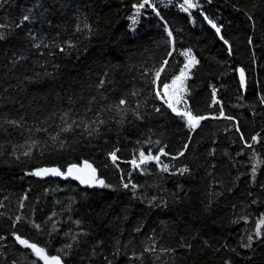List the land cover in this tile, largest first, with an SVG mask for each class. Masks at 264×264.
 <instances>
[{
  "label": "trees",
  "instance_id": "trees-1",
  "mask_svg": "<svg viewBox=\"0 0 264 264\" xmlns=\"http://www.w3.org/2000/svg\"><path fill=\"white\" fill-rule=\"evenodd\" d=\"M137 2L0 0V264L37 260L14 233L63 264H264V236L254 235L264 215V0H196L188 13L183 0H152L155 10L141 9L133 28ZM187 50L198 63L185 98L195 113L219 117L195 131L151 83L161 68L171 83ZM124 97L129 109L117 112L112 105ZM73 121L79 126L60 131ZM32 141L31 155H22ZM161 148L168 172L154 161L132 167L140 151ZM85 161L109 187L27 174ZM250 234L252 246L242 247Z\"/></svg>",
  "mask_w": 264,
  "mask_h": 264
},
{
  "label": "snow or ice",
  "instance_id": "snow-or-ice-1",
  "mask_svg": "<svg viewBox=\"0 0 264 264\" xmlns=\"http://www.w3.org/2000/svg\"><path fill=\"white\" fill-rule=\"evenodd\" d=\"M211 2V0H209ZM146 5L153 7L149 3V0H144L143 3L137 2L136 4L133 5V7L136 10L135 15L131 18L132 19V27L134 28L135 24L137 23L136 17L140 14V10L143 9ZM200 5L196 2V0H184L183 4L180 5V8L182 11L188 12L190 9L194 8H199ZM155 10V8H154ZM203 15V13H201ZM157 15L159 13L157 12ZM25 21L29 19L28 16H25L23 18ZM204 19L208 22L209 25L213 29H215L217 35L221 33V27L216 24V22L212 19H210L207 15L204 16ZM251 19V17H249ZM78 31L80 30L79 28L77 29ZM168 36L171 37L172 33L171 31L168 32ZM223 40V36L220 37ZM0 39H4V36L2 33H0ZM224 43L227 44L228 41L224 40ZM249 43H251V39H249ZM70 47H74V45H69ZM61 51H65V49H61ZM186 58V62L184 63V67L180 69L179 75H174L171 83L165 82L163 79H161V74L162 72L165 71L164 68H161L155 72L154 78L152 79L151 83L155 86V98L159 99L162 101L163 105H166L168 109L171 110V112L178 118H180L182 121L185 122L186 126L192 130L195 131L201 124V121L212 118V119H217L219 117H209L207 115H200L198 113H195L194 109L189 106L188 100L185 98L187 95V85L186 81L190 79V71L195 65L198 63L196 60V57L192 55L191 50H187L186 52L182 53ZM229 54H231V48H229ZM169 56L172 55V53H168ZM164 64L167 65L168 61L165 60ZM104 82L101 81V84ZM240 85L241 87L245 86V73L243 69H240ZM132 96H138L139 92H133L131 93ZM213 102L216 103L215 100V90H213ZM261 103H264V98H261ZM130 106V101L127 97L119 99V102L112 105L116 109L117 112H123L126 109H129ZM139 103L137 104V109L139 108ZM155 111L160 112L161 108L156 107ZM133 115L136 116L137 119H142V116L139 115L138 111H133ZM220 117H223L225 119H230V117H227L224 115L223 109L221 108L220 110ZM8 124L14 125L15 127L19 128L21 127L20 122L18 121H13L9 120L7 121ZM99 123L103 124L104 121L100 120ZM73 125H76L77 127L79 126L76 121H73L71 124H67L66 127L61 128V132H69L73 129ZM86 130H88V126H85ZM37 132L44 131L47 132V129H42V128H36ZM98 131V128H91L89 130V135H92L93 132ZM237 131L239 129L237 128ZM53 141L59 140V134L56 136L51 137ZM244 137L241 135V140H243ZM252 141L256 142L257 141V136L252 137ZM37 142L32 141V143L28 146L27 150L22 153L24 156H29L31 155L32 148L36 146ZM60 147H64V142L61 140L60 141ZM188 145H185V149H187ZM245 147H252L251 144L245 143ZM162 155H167L165 153L164 149L161 148L159 150V154L153 155L151 151H148L147 154L145 151H140L139 152V160L137 161L135 158L131 161L132 165L135 168H140L142 165L154 161L157 163V165L160 167V170L162 172H168L170 165L163 163L161 161V156ZM179 155H184V152H180ZM110 156L113 160V162L116 161L117 157L115 152L110 153ZM18 158V157H17ZM177 157H172V159H176ZM262 163V161H257L255 164L252 165V175L255 177L257 168L259 165ZM189 169L187 167L178 169L177 172L179 174H184L188 172ZM29 175H35V176H46V175H53V176H61V177H72L73 179L79 180L81 184H87L89 186H99V187H109L105 183L103 179H98L96 176V169L89 164L87 161L84 162L82 166H78L76 164H72L68 167L67 172L61 171L59 168H39L34 170L31 173H27ZM173 175L177 174L176 172L172 173ZM124 188H129L131 186V189L135 193L136 184H131L125 183ZM26 198V197H25ZM17 221L20 220V217L16 218ZM262 226H264V215L260 217V220L258 221L256 228H255V238L260 239L262 236H264V230H262ZM35 227L39 228V225H35ZM16 241L21 245L24 246L28 249L31 250V253L35 255L37 260L33 261V264H38L39 261H43V264H62V259L61 255H49L46 251L45 247H40L37 245L35 242H29L27 239L21 238V236L16 235L14 233ZM253 235H248L247 236V243L242 244V247L250 248L252 246L253 242ZM66 247L70 248L71 245H66ZM187 247L191 248V245H187ZM145 252H154L155 248L150 247V248H145ZM164 251V250H162ZM59 252H63V250H59ZM137 259H142L141 257H137ZM159 259V257H157ZM225 264H230L229 261H225Z\"/></svg>",
  "mask_w": 264,
  "mask_h": 264
},
{
  "label": "water",
  "instance_id": "water-1",
  "mask_svg": "<svg viewBox=\"0 0 264 264\" xmlns=\"http://www.w3.org/2000/svg\"><path fill=\"white\" fill-rule=\"evenodd\" d=\"M206 24L209 26V27H211V25H209L208 24V22L206 21ZM212 28V27H211ZM215 30V29H214ZM46 176H52V175H46ZM71 182H73L75 185H77V186H80V187H83V188H85V187H90L89 185H87V184H81L80 182H79V180H76V179H73L72 177H67ZM62 264H63V262H62Z\"/></svg>",
  "mask_w": 264,
  "mask_h": 264
},
{
  "label": "rangeland",
  "instance_id": "rangeland-1",
  "mask_svg": "<svg viewBox=\"0 0 264 264\" xmlns=\"http://www.w3.org/2000/svg\"><path fill=\"white\" fill-rule=\"evenodd\" d=\"M151 1H152V0H149V3H150V4H151ZM164 1H165V0H164ZM166 2H170V1H166ZM183 2H184V0H183ZM183 2H182V4H183ZM180 5H181V4L178 5L179 8H180ZM180 9H181V8H180ZM192 11H193V10L190 9L188 12H192ZM184 12H185V11H184ZM188 12H186V13H188ZM135 13H136V11L134 12V15H135ZM134 15H133V16H134ZM133 16H132V17H133ZM136 19L138 20V16L136 17ZM131 23H132V19H131ZM186 60H187V58H186ZM185 62H186V61H185ZM160 101H161V100H160ZM161 102H162V101H161ZM138 160H139V159H138ZM138 160H137V161H138ZM131 165H132V163H131ZM132 167L135 168L133 165H132Z\"/></svg>",
  "mask_w": 264,
  "mask_h": 264
}]
</instances>
